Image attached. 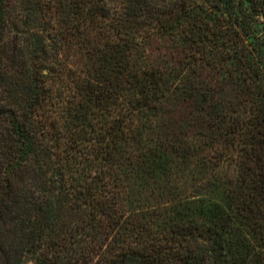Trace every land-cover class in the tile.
<instances>
[{
  "label": "trees",
  "instance_id": "obj_1",
  "mask_svg": "<svg viewBox=\"0 0 264 264\" xmlns=\"http://www.w3.org/2000/svg\"><path fill=\"white\" fill-rule=\"evenodd\" d=\"M261 16L264 0H0V264H264ZM172 30L243 84L241 109L206 107L184 138L157 130L182 88L146 62Z\"/></svg>",
  "mask_w": 264,
  "mask_h": 264
},
{
  "label": "rangeland",
  "instance_id": "obj_2",
  "mask_svg": "<svg viewBox=\"0 0 264 264\" xmlns=\"http://www.w3.org/2000/svg\"><path fill=\"white\" fill-rule=\"evenodd\" d=\"M255 28L264 37V16L257 18ZM172 31L177 36L173 41L166 33L160 32L147 40L146 62L158 67L164 78L172 83L171 87L180 84L182 91L172 88L168 96L160 100L155 110L156 128L161 133L173 132L184 138L185 132L191 135L201 130L202 121H206V107L241 109L237 101L243 84L233 73V62L220 56V48L215 50L217 54L213 56L214 59L217 57L216 62L209 58L206 62L199 59L200 54L189 49V45L196 47V44L189 41L190 35L184 36L179 30ZM194 140L198 141V138H188V141ZM175 176L179 180L177 186L182 188L185 185L184 176L181 173Z\"/></svg>",
  "mask_w": 264,
  "mask_h": 264
}]
</instances>
